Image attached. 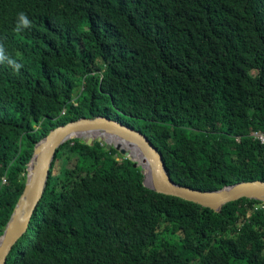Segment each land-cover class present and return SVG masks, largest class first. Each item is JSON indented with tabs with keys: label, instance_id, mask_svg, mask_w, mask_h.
Wrapping results in <instances>:
<instances>
[{
	"label": "trees",
	"instance_id": "trees-1",
	"mask_svg": "<svg viewBox=\"0 0 264 264\" xmlns=\"http://www.w3.org/2000/svg\"><path fill=\"white\" fill-rule=\"evenodd\" d=\"M0 43L23 64H0V236L36 144L80 118L144 133L178 184L264 180L251 137L264 132V0H0ZM260 204L217 213L157 193L130 160L72 139L7 264H264Z\"/></svg>",
	"mask_w": 264,
	"mask_h": 264
},
{
	"label": "water",
	"instance_id": "water-1",
	"mask_svg": "<svg viewBox=\"0 0 264 264\" xmlns=\"http://www.w3.org/2000/svg\"><path fill=\"white\" fill-rule=\"evenodd\" d=\"M102 138L116 141L117 149L129 148L138 159L118 157ZM72 139L85 140L88 145L99 142L117 161L128 159L141 169L144 184L149 189L168 196L178 197L221 213L230 203L242 199L264 202V180L244 181L227 185L219 190L204 191L176 183L169 171L164 155L141 131L104 116L80 118L50 131L35 146L27 166L25 189L11 218L0 236V264H7L15 246L29 232L33 215L42 200L53 162L60 148Z\"/></svg>",
	"mask_w": 264,
	"mask_h": 264
},
{
	"label": "clouds",
	"instance_id": "clouds-1",
	"mask_svg": "<svg viewBox=\"0 0 264 264\" xmlns=\"http://www.w3.org/2000/svg\"><path fill=\"white\" fill-rule=\"evenodd\" d=\"M31 24L32 22L28 15L24 12H19L17 14L15 31H25L31 27ZM0 64H7L14 71H19L23 67L22 63L18 62L15 58H12L7 54L3 43H0Z\"/></svg>",
	"mask_w": 264,
	"mask_h": 264
},
{
	"label": "bare ground",
	"instance_id": "bare-ground-1",
	"mask_svg": "<svg viewBox=\"0 0 264 264\" xmlns=\"http://www.w3.org/2000/svg\"><path fill=\"white\" fill-rule=\"evenodd\" d=\"M103 141L106 142V144H107L106 146L108 148H112V149L118 150L119 151L118 156L120 158L124 157L123 156L124 154L126 155L125 157H128L130 154H132V157L131 158L133 159V161L134 162H137V163L139 162L138 159H137V157L134 156L133 151L131 149L126 148V147H122V150H119V149H117V144H116L117 142L116 141L109 140L107 138H102V142ZM119 154H121V156Z\"/></svg>",
	"mask_w": 264,
	"mask_h": 264
},
{
	"label": "built area",
	"instance_id": "built-area-1",
	"mask_svg": "<svg viewBox=\"0 0 264 264\" xmlns=\"http://www.w3.org/2000/svg\"><path fill=\"white\" fill-rule=\"evenodd\" d=\"M64 114V112H63ZM251 137L256 141L264 145V132L263 131H255L251 134ZM238 141H241L240 138H238ZM7 182V178H3V183ZM257 209L264 210V204L256 205Z\"/></svg>",
	"mask_w": 264,
	"mask_h": 264
},
{
	"label": "rangeland",
	"instance_id": "rangeland-1",
	"mask_svg": "<svg viewBox=\"0 0 264 264\" xmlns=\"http://www.w3.org/2000/svg\"><path fill=\"white\" fill-rule=\"evenodd\" d=\"M79 91V90H78ZM77 97H78V95H77V93H76V95H75V99H77ZM95 143V142H94ZM97 143H99V142H97ZM100 144V143H99ZM104 144V143H103ZM104 146H105V144H104ZM126 156V155H125ZM125 158V157H124ZM58 165H60V167H58V168H61L62 167V163L61 162H59V163H57V166Z\"/></svg>",
	"mask_w": 264,
	"mask_h": 264
}]
</instances>
